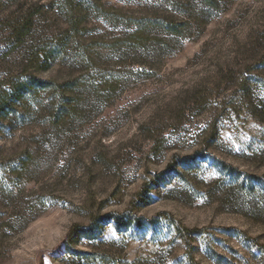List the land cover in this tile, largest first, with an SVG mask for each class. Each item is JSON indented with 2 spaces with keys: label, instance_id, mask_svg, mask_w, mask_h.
Returning a JSON list of instances; mask_svg holds the SVG:
<instances>
[{
  "label": "rangeland",
  "instance_id": "1",
  "mask_svg": "<svg viewBox=\"0 0 264 264\" xmlns=\"http://www.w3.org/2000/svg\"><path fill=\"white\" fill-rule=\"evenodd\" d=\"M0 264H264V0H0Z\"/></svg>",
  "mask_w": 264,
  "mask_h": 264
},
{
  "label": "trees",
  "instance_id": "2",
  "mask_svg": "<svg viewBox=\"0 0 264 264\" xmlns=\"http://www.w3.org/2000/svg\"><path fill=\"white\" fill-rule=\"evenodd\" d=\"M207 2H210V1H207ZM169 30H171L170 32L173 33V34L177 33V29H169ZM137 33H139V31H137ZM114 218H115L116 222H118L117 224L120 226L122 224V222H123V219L117 218V217H114ZM183 230H184L185 234H186V232H189V229H183ZM92 232H94V231H92Z\"/></svg>",
  "mask_w": 264,
  "mask_h": 264
}]
</instances>
